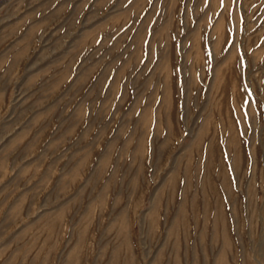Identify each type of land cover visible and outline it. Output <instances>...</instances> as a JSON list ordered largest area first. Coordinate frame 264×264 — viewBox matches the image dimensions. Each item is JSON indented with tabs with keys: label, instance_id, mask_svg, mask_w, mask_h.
Instances as JSON below:
<instances>
[{
	"label": "rangeland",
	"instance_id": "obj_1",
	"mask_svg": "<svg viewBox=\"0 0 264 264\" xmlns=\"http://www.w3.org/2000/svg\"><path fill=\"white\" fill-rule=\"evenodd\" d=\"M0 264H264V0H0Z\"/></svg>",
	"mask_w": 264,
	"mask_h": 264
}]
</instances>
